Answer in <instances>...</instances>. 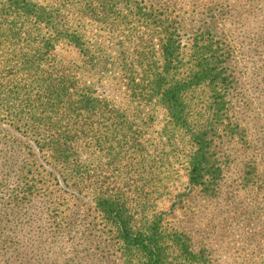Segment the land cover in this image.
Returning a JSON list of instances; mask_svg holds the SVG:
<instances>
[{"label":"trees","instance_id":"1","mask_svg":"<svg viewBox=\"0 0 264 264\" xmlns=\"http://www.w3.org/2000/svg\"><path fill=\"white\" fill-rule=\"evenodd\" d=\"M144 1L50 0L45 7L34 0H4L0 100L11 104L13 88L23 87L16 83L17 64L38 72L33 74L37 104L29 106L31 122L23 127L63 179L67 198H88L97 218L95 224L82 225L80 233L92 243L105 238V259L110 250L116 255L110 264H210L207 250L198 249L163 216V207H175L184 193H175L169 183L177 173L175 165L185 171L189 189H198L212 201L234 198L225 193L239 157L232 153L234 148L244 154L240 189L258 195L264 166L258 157L245 154L242 147L250 139L227 115L224 99L231 80L217 47L211 45V33L204 37L199 28L201 33L190 40L187 51L173 16L158 12L153 4L159 0ZM18 15L31 25L16 26ZM95 24L120 39L93 41ZM145 27L148 33L139 40L137 32ZM34 43L33 52L26 53ZM63 46L69 58L59 54ZM199 90L200 100L195 96ZM147 105L161 113L159 130L149 145L154 115ZM20 106L21 102L16 107ZM217 143L225 151H216ZM87 144L105 160L103 167L87 165L80 152ZM261 151L257 153L264 160V148ZM33 191V185L25 186L27 195ZM12 223L20 237L4 241L9 248L39 240L29 225H19L17 218ZM3 248L7 247L0 244Z\"/></svg>","mask_w":264,"mask_h":264},{"label":"rangeland","instance_id":"2","mask_svg":"<svg viewBox=\"0 0 264 264\" xmlns=\"http://www.w3.org/2000/svg\"><path fill=\"white\" fill-rule=\"evenodd\" d=\"M34 1L45 7L50 2ZM3 2L0 0V9ZM153 6L158 12L170 13L177 21L182 29L181 44H186L187 51L193 44L190 40L201 33L199 28H202L204 37L211 33V45L217 47L222 66L231 80L230 92L224 99L227 115L239 126V130L238 127L235 129L244 131L243 134L250 139L242 147L245 154L247 151L249 156L258 157L260 167L264 166V160L257 153L264 148V0H159ZM15 20L16 26L31 25L24 16L18 15ZM134 27L136 29V24ZM148 29L138 30L139 40ZM92 33L97 34L93 41L102 39L104 44L120 39V36L116 38V34L104 30L102 25L95 24ZM27 48L31 51L26 53L31 54L36 43ZM58 52L70 57L66 46ZM132 52L133 48L126 55ZM24 66L17 64L14 67L18 75L16 83L23 87L13 88L12 103L3 105L0 100V244L7 247L0 249V264H110L109 260L114 261L116 255L110 250L105 259V238H95L92 243L85 238L87 235L80 233L82 225L95 224L97 218L88 198L80 201L67 198L63 179L56 169L51 170L50 162L39 150L35 137L23 127L31 122L27 112L29 106L37 104L33 75L37 71L30 65ZM104 89L111 91L112 87L104 85ZM197 92L195 96L200 100L201 91ZM20 102L19 108L25 109L24 112H19L16 107ZM146 110L154 115L149 129L150 139L146 142L149 145L159 130L161 113L150 105ZM211 112L207 113L210 117ZM222 134L219 130L218 135ZM216 145V151H225L218 143ZM257 145L261 149H255ZM80 149L88 159L87 165L93 163L97 168L103 167L105 160L97 150L88 144ZM232 153L239 157L234 161V173L227 179L230 187L225 193L229 192L226 194L234 198L224 196L212 201L202 197L198 189H189L191 186L187 183L185 171L175 165L177 173L171 174L169 183L175 193H184L179 194L175 207H163V216L170 225L188 236L198 249L207 250L210 264H264V185L258 195L249 188L246 191L240 189L238 174L244 154L236 148ZM4 162L5 166L1 167ZM29 185H33L35 191L27 195L25 186ZM16 218L19 225H29L34 230V238L39 240L19 249L3 244L14 235L20 237L19 230L12 223ZM39 228H42L41 234ZM18 255L21 256L18 258Z\"/></svg>","mask_w":264,"mask_h":264}]
</instances>
